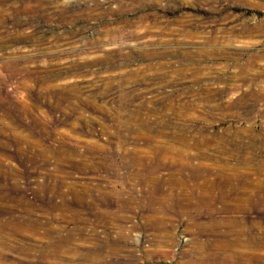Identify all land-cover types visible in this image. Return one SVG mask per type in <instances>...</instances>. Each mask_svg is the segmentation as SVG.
Listing matches in <instances>:
<instances>
[{
    "label": "rangeland",
    "instance_id": "rangeland-1",
    "mask_svg": "<svg viewBox=\"0 0 264 264\" xmlns=\"http://www.w3.org/2000/svg\"><path fill=\"white\" fill-rule=\"evenodd\" d=\"M0 264H264V0H0Z\"/></svg>",
    "mask_w": 264,
    "mask_h": 264
},
{
    "label": "bare ground",
    "instance_id": "bare-ground-1",
    "mask_svg": "<svg viewBox=\"0 0 264 264\" xmlns=\"http://www.w3.org/2000/svg\"><path fill=\"white\" fill-rule=\"evenodd\" d=\"M64 82V81H63ZM66 83V82H65ZM68 84V83H67ZM54 87V86H53ZM67 90V89H66ZM75 90V89H74ZM66 92V91H65ZM58 93V92H57ZM78 102H80V101H78ZM70 103V102H69ZM72 105V104H71ZM81 105V104H80ZM33 109V108H32ZM59 109V108H58ZM32 113V112H31ZM36 114V113H35Z\"/></svg>",
    "mask_w": 264,
    "mask_h": 264
}]
</instances>
